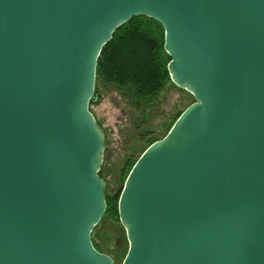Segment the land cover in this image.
Here are the masks:
<instances>
[{
    "label": "water",
    "instance_id": "water-1",
    "mask_svg": "<svg viewBox=\"0 0 264 264\" xmlns=\"http://www.w3.org/2000/svg\"><path fill=\"white\" fill-rule=\"evenodd\" d=\"M136 16L194 102L128 174L122 264H264V0H0V264H114L97 59Z\"/></svg>",
    "mask_w": 264,
    "mask_h": 264
},
{
    "label": "rangeland",
    "instance_id": "rangeland-1",
    "mask_svg": "<svg viewBox=\"0 0 264 264\" xmlns=\"http://www.w3.org/2000/svg\"><path fill=\"white\" fill-rule=\"evenodd\" d=\"M97 91L90 110L106 138L100 174L106 181L105 193L114 197L123 190L128 164L137 159L148 140L163 137L176 116L195 100L189 91L173 82L144 110H135L113 86L101 82ZM92 241L100 252L114 259V264L123 263L129 242L119 216H103L92 231Z\"/></svg>",
    "mask_w": 264,
    "mask_h": 264
},
{
    "label": "trees",
    "instance_id": "trees-1",
    "mask_svg": "<svg viewBox=\"0 0 264 264\" xmlns=\"http://www.w3.org/2000/svg\"><path fill=\"white\" fill-rule=\"evenodd\" d=\"M170 60L165 50L163 26L147 16L133 17L116 29L111 40L101 50L97 59L95 93L90 105L96 99L98 87L102 82L120 91L135 110L146 109L157 101L161 92L172 83L168 71ZM182 112L176 116L169 130ZM141 138L144 139V136ZM161 138L154 137L148 140L137 159L128 164L125 179L142 153ZM120 194L121 192L111 197L105 193L107 203L105 217L119 216ZM95 248L99 250L96 246Z\"/></svg>",
    "mask_w": 264,
    "mask_h": 264
}]
</instances>
